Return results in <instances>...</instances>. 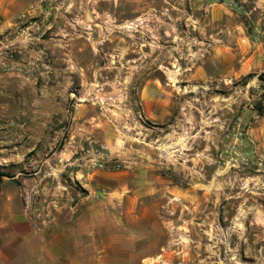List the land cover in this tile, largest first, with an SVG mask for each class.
Returning a JSON list of instances; mask_svg holds the SVG:
<instances>
[{
    "label": "rangeland",
    "instance_id": "1",
    "mask_svg": "<svg viewBox=\"0 0 264 264\" xmlns=\"http://www.w3.org/2000/svg\"><path fill=\"white\" fill-rule=\"evenodd\" d=\"M4 66L0 171L41 226L96 205L81 264H264V0H33Z\"/></svg>",
    "mask_w": 264,
    "mask_h": 264
},
{
    "label": "crops",
    "instance_id": "2",
    "mask_svg": "<svg viewBox=\"0 0 264 264\" xmlns=\"http://www.w3.org/2000/svg\"><path fill=\"white\" fill-rule=\"evenodd\" d=\"M32 5L33 0H0V32L14 26L17 17ZM157 80H147L139 91L141 98L151 100L152 105L164 101ZM248 134L264 156V116L249 128ZM16 178H9L13 182L1 186L0 191V264H81L83 260H95L92 222L96 219V205L84 209L79 204H65L52 225L41 226L21 206Z\"/></svg>",
    "mask_w": 264,
    "mask_h": 264
},
{
    "label": "trees",
    "instance_id": "3",
    "mask_svg": "<svg viewBox=\"0 0 264 264\" xmlns=\"http://www.w3.org/2000/svg\"><path fill=\"white\" fill-rule=\"evenodd\" d=\"M255 75H256L255 73H249L248 75H246L245 81H248V79L252 78ZM258 77L260 79L264 80V72L258 74ZM258 110L261 114L264 113V108H261V106H259ZM3 176H9L10 178L14 177V175H11V174L4 172V171H0V191H1V180H2Z\"/></svg>",
    "mask_w": 264,
    "mask_h": 264
},
{
    "label": "built area",
    "instance_id": "4",
    "mask_svg": "<svg viewBox=\"0 0 264 264\" xmlns=\"http://www.w3.org/2000/svg\"><path fill=\"white\" fill-rule=\"evenodd\" d=\"M1 68H3L4 70H9L10 69V66H4V67H0V70ZM238 135H237V138L240 139L241 136H243L245 134V130L243 127H238Z\"/></svg>",
    "mask_w": 264,
    "mask_h": 264
}]
</instances>
